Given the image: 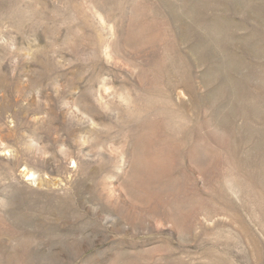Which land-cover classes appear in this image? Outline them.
<instances>
[{
	"label": "rangeland",
	"instance_id": "1",
	"mask_svg": "<svg viewBox=\"0 0 264 264\" xmlns=\"http://www.w3.org/2000/svg\"><path fill=\"white\" fill-rule=\"evenodd\" d=\"M0 264H264V0H0Z\"/></svg>",
	"mask_w": 264,
	"mask_h": 264
},
{
	"label": "bare ground",
	"instance_id": "2",
	"mask_svg": "<svg viewBox=\"0 0 264 264\" xmlns=\"http://www.w3.org/2000/svg\"><path fill=\"white\" fill-rule=\"evenodd\" d=\"M28 175H29V178H31V179H32L33 176H34V174H33L32 172H30V171H29Z\"/></svg>",
	"mask_w": 264,
	"mask_h": 264
}]
</instances>
